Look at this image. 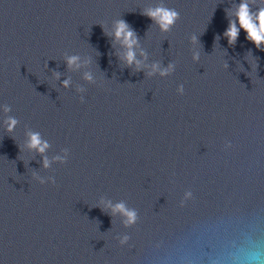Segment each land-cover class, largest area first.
<instances>
[{"label":"water","instance_id":"1","mask_svg":"<svg viewBox=\"0 0 264 264\" xmlns=\"http://www.w3.org/2000/svg\"><path fill=\"white\" fill-rule=\"evenodd\" d=\"M161 2L180 12L168 33L142 14ZM239 3L0 0V264H264V50L242 28L234 45L223 36ZM117 18L137 32L138 59L175 71L127 67ZM74 54L79 69L66 63ZM6 116L19 120L12 133ZM30 130L44 154L27 148ZM63 148L65 164L52 159ZM108 201L136 209L137 223L125 227Z\"/></svg>","mask_w":264,"mask_h":264},{"label":"clouds","instance_id":"2","mask_svg":"<svg viewBox=\"0 0 264 264\" xmlns=\"http://www.w3.org/2000/svg\"><path fill=\"white\" fill-rule=\"evenodd\" d=\"M142 14L149 17L152 21H154L158 26L161 33H168L175 26L176 22L180 19V12L175 8H170L166 6L163 2L158 3L154 6H147L143 9ZM235 19H230L228 27L223 32V36L227 38L228 44L234 45L237 41L240 28L244 29L247 33V39L251 41L257 49L264 50L261 48V45L264 44V8L258 7L255 12H252L247 0H240V3L236 6L235 11ZM258 21V23H257ZM237 23L239 24V28L237 27ZM104 28L103 25H101ZM106 35L109 33L106 31ZM111 35L114 37V40L119 41L122 48L125 50L119 58L125 61L127 67L131 68L135 65L134 71L140 72L143 71L145 67L150 68L148 72H146V76H152L156 73H159L160 76H167L173 73L176 69V62L170 61L166 66H162L161 62L155 61L150 65H145L141 59L137 58V49L139 48L140 39L137 35V32L122 18H117L112 22V32ZM219 39V36L216 37ZM190 41L192 44L199 43V37L196 34H192L190 37ZM140 56L143 57L144 60L147 59V56L144 50L141 48ZM193 61H199L200 52L195 51L192 54ZM89 59L84 60V64H88ZM66 63L69 68L75 67L79 69L81 67L80 56L79 55H70L66 57ZM225 68H228V63H225ZM53 75L57 80L60 78L59 72H53ZM83 79L96 83L94 80L93 74L91 72H84ZM61 84L64 88H68L71 84V78H65L61 81ZM76 91L78 93H83L86 89L83 86H77ZM184 85L180 84L176 88V92L179 95L184 94ZM81 102H84V96H80ZM11 111V106L8 104L4 105V112L8 113ZM19 120L15 116H6L4 120L5 130L8 133H12L15 131ZM27 141L26 146L30 150H36L37 152L44 154L46 149L50 146L46 140H43L39 131H28L26 133ZM19 146V145H18ZM232 146L231 141H226L224 147L230 148ZM20 147V146H19ZM22 150V148L20 149ZM64 155L54 156L53 160H58L61 163H66L69 157V149H62ZM42 166L44 168L50 167V161L47 156H43L42 158ZM33 178L39 181L40 184H45L47 182H51L52 184H56L55 177H47L43 178L39 176L37 172L32 173ZM192 192L186 191L184 193V199L181 200V206H183L184 201L192 197ZM107 207H111L112 214L120 213L123 217H125L123 223L125 227L132 226L137 223L139 216L138 212L134 208L127 207L126 203L123 201L112 204L111 201L107 202ZM119 244H126L130 236L128 234H123L117 237Z\"/></svg>","mask_w":264,"mask_h":264}]
</instances>
